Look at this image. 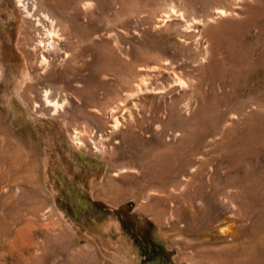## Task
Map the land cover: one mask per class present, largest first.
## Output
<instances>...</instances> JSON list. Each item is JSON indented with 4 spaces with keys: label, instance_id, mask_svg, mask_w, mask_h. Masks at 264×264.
I'll return each instance as SVG.
<instances>
[{
    "label": "rangeland",
    "instance_id": "obj_1",
    "mask_svg": "<svg viewBox=\"0 0 264 264\" xmlns=\"http://www.w3.org/2000/svg\"><path fill=\"white\" fill-rule=\"evenodd\" d=\"M0 264H264V0H0Z\"/></svg>",
    "mask_w": 264,
    "mask_h": 264
},
{
    "label": "bare ground",
    "instance_id": "obj_2",
    "mask_svg": "<svg viewBox=\"0 0 264 264\" xmlns=\"http://www.w3.org/2000/svg\"><path fill=\"white\" fill-rule=\"evenodd\" d=\"M219 13H220V11H219ZM167 17V16H166ZM57 105V104H56ZM56 107H58V106H56Z\"/></svg>",
    "mask_w": 264,
    "mask_h": 264
}]
</instances>
